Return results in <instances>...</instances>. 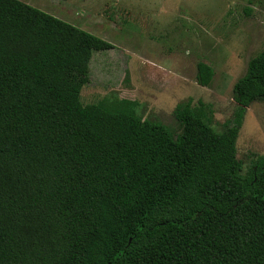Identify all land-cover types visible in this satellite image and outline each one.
Wrapping results in <instances>:
<instances>
[{
	"label": "trees",
	"instance_id": "trees-1",
	"mask_svg": "<svg viewBox=\"0 0 264 264\" xmlns=\"http://www.w3.org/2000/svg\"><path fill=\"white\" fill-rule=\"evenodd\" d=\"M112 47L0 0V264H264V155L246 171L237 157L264 48L223 130L199 101L176 107L175 133L134 100L82 101L94 51ZM213 75L197 63L200 84Z\"/></svg>",
	"mask_w": 264,
	"mask_h": 264
},
{
	"label": "rangeland",
	"instance_id": "rangeland-1",
	"mask_svg": "<svg viewBox=\"0 0 264 264\" xmlns=\"http://www.w3.org/2000/svg\"><path fill=\"white\" fill-rule=\"evenodd\" d=\"M22 1L114 44L94 51L84 103L131 99L139 115L175 133L176 107L199 101L223 130L237 105L233 86L264 48V0ZM201 60L214 69L209 85L197 80ZM258 155H264V101L247 107L237 139L243 171Z\"/></svg>",
	"mask_w": 264,
	"mask_h": 264
}]
</instances>
